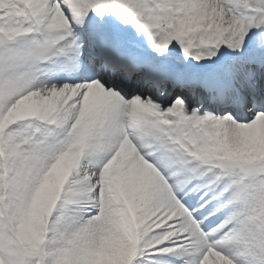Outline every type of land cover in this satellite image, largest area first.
<instances>
[{"label": "snow or ice", "instance_id": "snow-or-ice-1", "mask_svg": "<svg viewBox=\"0 0 264 264\" xmlns=\"http://www.w3.org/2000/svg\"><path fill=\"white\" fill-rule=\"evenodd\" d=\"M0 264H264V0H0Z\"/></svg>", "mask_w": 264, "mask_h": 264}]
</instances>
